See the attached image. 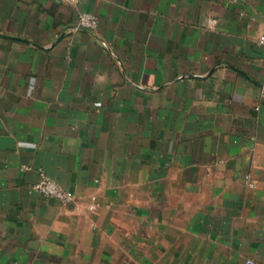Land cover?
<instances>
[{"label":"crops","instance_id":"obj_1","mask_svg":"<svg viewBox=\"0 0 264 264\" xmlns=\"http://www.w3.org/2000/svg\"><path fill=\"white\" fill-rule=\"evenodd\" d=\"M0 264H264V0H0Z\"/></svg>","mask_w":264,"mask_h":264},{"label":"built area","instance_id":"obj_2","mask_svg":"<svg viewBox=\"0 0 264 264\" xmlns=\"http://www.w3.org/2000/svg\"><path fill=\"white\" fill-rule=\"evenodd\" d=\"M65 5H77L83 0H58ZM215 20H209V24L214 25ZM97 28V20L95 16L89 13L80 12L77 15L76 29L93 31ZM21 171H29L30 168L22 166ZM243 181L246 187L250 189L255 188L254 182L250 179L249 175L243 177ZM31 191L39 196L54 200L60 204L68 205L74 202V196L71 192L63 190L55 181L47 177L41 170H38V179L32 185ZM96 208V205H91L88 210L92 211Z\"/></svg>","mask_w":264,"mask_h":264}]
</instances>
